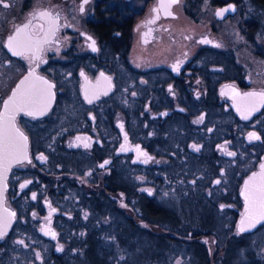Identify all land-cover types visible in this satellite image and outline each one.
Masks as SVG:
<instances>
[{"label": "flooded vegetation", "instance_id": "flooded-vegetation-1", "mask_svg": "<svg viewBox=\"0 0 264 264\" xmlns=\"http://www.w3.org/2000/svg\"><path fill=\"white\" fill-rule=\"evenodd\" d=\"M62 1H80L83 14L92 0ZM131 1L117 4L115 18L100 13L96 5L90 17L76 23L66 18L63 8L46 6L27 14L13 28L9 23L0 27V80L5 71H14L13 79L5 85L0 83V115L13 88L26 76L19 91L20 103L32 95L16 115L17 126L27 137L23 145L28 159L11 168L6 204L15 211V221L0 243L17 222L21 225L22 207L25 222L61 251L59 236L71 229L69 219L78 218L75 212L65 211L69 195H77L76 201L82 206L88 202L97 208L105 201L134 217L136 199L142 193L136 188L138 181L147 187L168 183L165 150L178 164L187 159L199 165L204 161L228 176L240 166L242 172L230 200L237 202L232 213L239 220L233 239L264 228L263 221L252 230L239 231L240 219L246 215L245 182L259 174L264 164V102L258 95H246L264 92V0H250L259 18L246 19L242 24L252 56L249 52L238 54L240 45L229 50L228 41L222 42L216 26L202 23L197 0L184 3L189 19H183L180 28L164 21L180 19L175 7L182 0L173 6L172 16L164 14L159 0H142L136 6ZM231 3L235 11L217 18V10ZM9 4L0 0V8ZM215 5L214 22H225L238 12V0ZM55 13L61 15L60 27L55 35L48 34L50 17ZM138 15L141 18L137 19ZM20 26L18 52L22 55H17L9 46V38ZM88 37L95 41L96 50L90 47ZM123 76L130 78L129 106L134 105L128 116L134 124L140 115L142 137L131 130L130 121L121 114L126 90ZM38 78L53 87L49 90L37 82ZM43 103L48 105L43 115L28 114ZM170 123L177 124L173 135L167 129ZM250 132L260 139L249 140ZM171 140L176 145L172 149L168 147ZM206 142H210L209 147H205ZM122 146L128 150L122 151ZM260 180L257 175L249 182V189ZM154 191L147 188V196L153 197ZM123 204L132 214L121 208ZM85 229L83 234L94 228ZM58 259L66 264L67 259Z\"/></svg>", "mask_w": 264, "mask_h": 264}, {"label": "rangeland", "instance_id": "rangeland-1", "mask_svg": "<svg viewBox=\"0 0 264 264\" xmlns=\"http://www.w3.org/2000/svg\"><path fill=\"white\" fill-rule=\"evenodd\" d=\"M120 1L121 0H92L87 4L86 12L82 14L80 11V1L7 0V3H10L9 6L0 8V27H2V24L5 25L9 23L10 28H13L24 16L46 6L55 9L63 8L67 13L66 18L74 20L76 23L90 17L96 5L99 6L100 13L103 12L110 17L114 15L115 8ZM197 1L198 6L196 7L200 9L199 17L202 23L215 25L218 35L223 36L221 37L222 39L220 38L222 42L228 41L229 50L240 45L241 51L237 52L238 54L244 53L243 56H245L246 53L249 52V56L253 55L251 50L249 51L246 46L245 39L243 38L244 27L242 25L243 21L246 19L259 18L258 12L254 9L255 6L252 5L250 0H238L237 14L230 17L225 22H214V20H216L215 10L217 7L215 4L224 0ZM130 3L135 6L137 4L141 5L142 0H133ZM184 3H188L187 0H182L181 3L175 7L176 11L180 14V19L175 21H164L165 24L178 27L180 22L183 23V19H189L186 14H184ZM139 18H141V15H138L137 19ZM204 24H202L203 29L207 26ZM198 28H201V25H199ZM238 54H236V56ZM256 62L259 64L257 59ZM13 72L14 71L11 69L5 71L0 83L5 85V82L9 81L10 78L13 79ZM129 80L130 78L126 80L124 76L122 78V86L126 90L123 93L120 107L122 117H126L128 121L131 119L128 115H130L134 109L133 104L129 106V102L131 103L132 98ZM206 124L208 125V122H206ZM129 125L131 130L137 132L138 136H143L144 131L141 126L142 123H140V115L137 116L134 124L133 121H130ZM176 125V123H170L167 127L172 135ZM186 136L189 135L186 134ZM206 144L205 147H209L210 142H206ZM173 146L176 145L174 141L171 140L168 147L172 149ZM159 151L160 153L164 152L163 149ZM168 153V150H165V170L168 176L167 185L164 187L161 185L149 186L155 190L154 196L151 197L152 199L147 196L146 191L149 187L140 184V181H138L139 185L136 187L137 190H142V193H138L136 203L140 199L139 195L146 196L154 203L164 204V206L169 209L168 214L174 219L176 218L173 221L175 224L172 223V225L169 223V227L159 226L154 232L162 235H172L175 233V236H177L176 232H187L192 229V227L189 226L191 225L190 222L186 225L189 227H185L183 221L179 219L183 220V217L192 219L193 217L188 215L200 214L198 217L194 216L192 224L199 225L201 220H205L215 226L216 229L214 233L208 234L209 236L206 238L207 242L204 238L197 240V242L202 241L205 245L206 256L208 258L206 256L204 257V253L203 257L206 261L208 260L209 264H264V228L256 233L239 238L238 240L233 239V234H235L237 230V223L239 220L237 216L234 217L235 214L232 213L237 206V202L233 201V203L230 200L233 196L232 193L234 194V190L236 189L235 184L238 181V175L242 172V168L236 166L235 170L232 171V176H228L224 173L225 171H214L204 161L202 165H199L197 163L198 161L190 163V160L187 159L184 164H178L177 159L170 157V155L168 156ZM217 181H219V183H217ZM76 199L77 195L68 196L69 202L66 204L65 211L67 213L75 212L78 218L69 219L67 222L71 229L59 236V242L63 248L61 251H58L55 242L48 241L34 232L31 225L25 222L26 213L22 214L25 209L21 207V225L17 222L11 233L0 243V264L64 263L58 258H68L67 261L77 259V264H90L87 262V252H85V250H87L89 246L91 248V243L89 241V236H91V234L83 233L86 231L85 228H87V226L91 229L95 228L98 224L100 226L102 223L106 224L105 230L98 235L94 234L97 236L96 238H92V240L97 239L98 241H95L97 243L96 245L105 247L103 249V256H105L106 259L109 258L112 262H116L117 264L202 263V258L194 249L195 246L190 243H188L189 245L187 246L186 244L183 246L179 244L178 241H175L166 246H161L160 249L154 248L155 250H153L152 247H149L151 244L146 237L141 240V242H148L143 245L144 247L138 246V244L141 243L137 244V236H134L133 239L125 240L124 235L126 234V229L123 226L126 223L119 218L120 215L116 212L111 213L107 210L108 204H103L101 210H96V207L90 206V203L87 202L82 206ZM121 208H125V210L132 214L131 209H128L125 204H123ZM80 210L82 212H80ZM176 224H178V226H176ZM175 226L177 230L172 233L171 227L174 228ZM73 231H75L74 234L72 233ZM79 232H81V234H76ZM20 241H23V243H20ZM85 243H87V245ZM83 245L86 246L83 247ZM139 248L145 249L147 253L140 252L141 250ZM55 259H58V261ZM206 263L207 262L204 261V264Z\"/></svg>", "mask_w": 264, "mask_h": 264}, {"label": "trees", "instance_id": "trees-1", "mask_svg": "<svg viewBox=\"0 0 264 264\" xmlns=\"http://www.w3.org/2000/svg\"><path fill=\"white\" fill-rule=\"evenodd\" d=\"M255 1L258 3L263 2V0H255ZM110 17L115 18L114 15ZM139 198L140 199L136 203L137 209H136V214L134 217H132L131 215L128 216L123 210L119 211L118 208H115L112 203H108V202L106 203L105 201H103V203H100L97 206L96 210H101V207L103 204H108L109 205L107 206L108 211H110L111 213L116 212L118 215H120L119 218L126 223L123 226L126 229V234L124 235L125 240H129L131 238L133 239L134 236H137L138 238L137 244L141 243V244H138V246L144 247L143 246L144 244L150 242L151 245L149 247H152L153 250H155L154 248L160 249L161 246L163 245L166 246L175 241H178L179 244L183 246L185 244L187 246L189 245L188 243H190L193 246H195L194 249L196 253H199V256L202 258V263L204 264V261H205L207 262L206 264H209L208 260L206 261V259L204 258L207 254L206 247L202 241L197 242V240H200V238L202 239L204 238L206 241V238L211 233L215 232L216 230L215 226H213L210 222H206L205 220H201V222H199V225L192 224V221L194 220V216H197V217L200 216V214H193V215H188V216L193 217L192 219L184 218V217H183V220L179 219L183 221V225L185 227H189V226L192 227V229L188 230L187 232L179 231V233L176 232L177 236H175V233H173V231L177 230L176 226H178V224H176L174 228L171 227L172 231L171 230L170 231L173 233V234L171 233L172 235H169V234L162 235V234L155 233L154 230L157 227L159 226L169 227L168 224L174 223L173 221L176 218L174 219L168 214L169 209H167L164 206V204L154 203L151 200H149L146 196L144 197V196L139 195ZM188 203L191 205L189 201ZM189 222L191 223V225L186 226ZM105 227H106V224L102 223L100 226L98 224L94 229H91L92 230L90 232L91 236H89L91 248L89 246V248L85 250V252H87L86 254L87 262L90 264H117L116 262H112L109 258L106 259L105 256H103V253H104L103 249L105 247L96 245L97 243L95 241H98L97 239L92 240V238H96L98 234H100L103 230H105ZM94 234H97V235H94ZM144 237L148 239V242H144V241L141 242V240L144 239ZM85 244L87 245V243ZM139 249L141 250L140 252L142 253L146 252L145 249L143 248H139ZM203 253H204V257H203ZM196 256L199 257L198 255ZM66 262L67 264H71V263L77 264L78 260L74 259V260L66 261Z\"/></svg>", "mask_w": 264, "mask_h": 264}, {"label": "snow or ice", "instance_id": "snow-or-ice-1", "mask_svg": "<svg viewBox=\"0 0 264 264\" xmlns=\"http://www.w3.org/2000/svg\"><path fill=\"white\" fill-rule=\"evenodd\" d=\"M85 3H87V0H84ZM163 6V5H162ZM229 9H221L218 11L217 15L222 16L224 12L228 11ZM81 11H83V8H81ZM41 15H51L49 13H42ZM53 25H55L56 21L53 19L52 21ZM13 38L10 37V45L11 46V40ZM89 40L92 41L90 47H92L93 50H96L95 48V41L92 40L91 37H88ZM207 42V41H205ZM17 55H22V53H16ZM173 68L176 71H179V66L174 65ZM101 77H104V74L101 73ZM27 79V77L25 78ZM105 80L110 81V77H104ZM23 83V81L21 82ZM45 85H47L48 89L50 90L53 85L48 84L47 81H43ZM106 94V93H105ZM37 95L42 97L41 93H38ZM48 95L50 96L51 93L49 92ZM246 95L249 96H259L261 98V101L264 102V92L262 93H248ZM16 94H13V97L9 99L8 102H5V115L0 117V165H3L5 161H12L15 163H20L22 160L28 159L26 151L24 150V145L20 144L18 141H23L26 143L27 137L23 136L22 133L19 132L18 129L15 128L14 123L12 121L14 120V114L13 115H7L9 103L16 104L15 100ZM32 99V95L30 94L26 100L21 101L19 105H17L16 110H24V103H26L28 100ZM91 99L89 100V103H91ZM47 103H43L42 107L38 109L37 111L29 112V115H43L44 111L47 108ZM248 116L244 115V119H247ZM200 119H203L202 117ZM199 122V121H197ZM79 139V137L77 138ZM248 139L249 140H259L260 137L255 132L248 133ZM88 145L86 144L85 147ZM195 148L196 145H193ZM122 151H127L128 149L123 147L121 148ZM137 151H139V146H137ZM228 155L232 156L235 155V153L228 152ZM41 159H44V157H40ZM151 159V158H149ZM107 163V161L105 162ZM147 163V161H145ZM103 166V165H102ZM261 172L259 174L254 173L252 177L249 178V181L245 182V200H246V208L245 212L246 215L242 216L241 222H240V232H244L247 228H251L255 225L256 222L264 220V164H261ZM5 171H7V167L4 168ZM259 175L261 177V180L258 184H255L252 189H249V182L254 181L256 176ZM219 183V181H217ZM21 187H24V185H21ZM33 198H35V194H33ZM15 213H9V216H14ZM0 224H2V227H0V236L4 234V231L8 227V221L7 220H0ZM44 231V229H42ZM49 234L55 235L54 232H50ZM20 243H23V241H20Z\"/></svg>", "mask_w": 264, "mask_h": 264}, {"label": "water", "instance_id": "water-1", "mask_svg": "<svg viewBox=\"0 0 264 264\" xmlns=\"http://www.w3.org/2000/svg\"><path fill=\"white\" fill-rule=\"evenodd\" d=\"M179 0H159L160 6L163 8V12L166 16L170 15H175V12L173 11V6L178 3ZM163 5V6H162ZM83 8V7H82ZM221 9H229L228 11L224 12V14L222 16L217 15L218 11ZM45 11V10H44ZM235 11V5L233 3L221 7L217 10L216 16L219 19H223L226 18L229 13H233ZM49 13H51L50 11H48ZM51 18V22L49 25V30H48V34H56L57 29L60 27V20H61V15L59 13H55L53 17ZM53 19H55L56 23L55 25H53L52 21ZM21 32V26L18 27L16 29V31L14 32V34L12 35V40H11V48L13 49L14 53H18V44H19V38L18 35ZM21 34V33H20ZM27 77V76H26ZM26 77L22 78L21 81H19L16 86L13 88V91L11 93V95L6 99L5 102H8L9 99L11 97H13V94H16L15 100H16V104L13 103H9V108H8V112L7 115H13L14 114V120L12 121V123H14V126L16 129L19 130V132L21 133V130L19 129V127L17 126L16 123V115L19 112V110H16L17 105L20 104V98H19V91L21 89V86H23V84L26 82ZM39 81H37L38 83H43V79L38 78ZM23 81V83H21ZM5 105V103H4ZM5 115V107L3 106V109L1 111V115L0 117ZM27 143V141H26ZM25 143V144H26ZM21 144L23 145L24 142L21 141ZM15 162L12 161H5L3 165H0V220H7L8 221V227L7 229L4 231V234L2 236H0V240L5 236V234H7L15 221V215L14 216H9V213H15V211L13 209H11L7 204H6V191L8 189V178H9V174L11 171V168L13 167V165H15ZM7 167V171L4 170V168ZM242 218V217H241ZM264 220L258 221L255 223V225L251 228H247L245 231L248 230H252L254 228H256L260 223H262ZM241 222V219H240ZM0 227H2V224H0ZM239 228H240V223H239Z\"/></svg>", "mask_w": 264, "mask_h": 264}]
</instances>
